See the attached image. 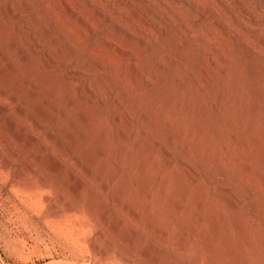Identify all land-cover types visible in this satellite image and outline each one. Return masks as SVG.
I'll return each mask as SVG.
<instances>
[{
    "label": "rangeland",
    "instance_id": "rangeland-1",
    "mask_svg": "<svg viewBox=\"0 0 264 264\" xmlns=\"http://www.w3.org/2000/svg\"><path fill=\"white\" fill-rule=\"evenodd\" d=\"M30 1V10L13 16L8 8L14 0H0L7 16L0 23V264H264V0H183L174 30L152 47L132 39L124 53L125 33L107 42L114 21L88 34L80 15L66 11L61 0ZM122 9L124 16L128 9ZM37 12L41 20L27 27ZM240 17L249 23L235 27ZM182 22L195 38L179 47ZM53 23L59 26L39 44L33 33ZM58 36L60 44L77 40L78 46L71 61L62 56L51 64ZM24 41L31 56L19 55ZM135 52L142 59L133 77ZM163 54L167 66L146 85L143 79ZM88 59L100 63V71L83 72L74 85L68 73ZM98 75L97 89L89 90ZM104 91L109 96L101 101ZM183 151L195 174L180 164ZM222 168L241 194L239 216L220 186ZM67 204L78 207L52 216Z\"/></svg>",
    "mask_w": 264,
    "mask_h": 264
},
{
    "label": "bare ground",
    "instance_id": "bare-ground-1",
    "mask_svg": "<svg viewBox=\"0 0 264 264\" xmlns=\"http://www.w3.org/2000/svg\"><path fill=\"white\" fill-rule=\"evenodd\" d=\"M37 1V0H36ZM35 1V2H36ZM186 1H189V0H186ZM194 1H199V0H194ZM40 2V1H39ZM38 2V3H39ZM190 2V1H189ZM189 2H187L188 4H189ZM193 2V1H192ZM191 2V3H192ZM206 2V1H205ZM208 2V1H207ZM210 2H213V0L212 1H210ZM219 2H221V4H224V5H227L229 2L227 1V0H219ZM228 2V3H227ZM142 3L143 4H145L146 6V12H143V10H141V7L142 6H140V4L142 5ZM186 2H185V5H188ZM193 3H195V2H193ZM35 4V3H34ZM34 4H33V6H34ZM37 4V3H36ZM61 4L67 9L66 11H69V12H72V13H74V14H76V15H80V21H79V19H78V23H79V25H87L88 26V34H94L93 32L96 30V27H97V24L98 23H100V22H103L104 23V21L105 22H109L110 23V21H114L115 22V27H114V29L110 32L109 31V37H108V41L107 42H112L115 38H116V36L118 35V33H125V35H127L128 37H127V39H125L124 37H123V39H125L124 41H123V43H121L120 45H119V52L122 50V51H125V50H128V48H129V43H130V40H135V38L141 43V45H144V46H149V47H152L154 44H155V42H156V39L158 38V37H162V36H165V35H167L166 33L167 32H169V29H173L174 28V26H175V23H176V20H177V18H181V16H180V14L181 13H179V8L181 7V5H184L183 4V0H172V2L171 3H169V1H167V0H106V3H101V1H99V0H61ZM198 4V3H197ZM220 4V3H219ZM11 6H10V8H8L9 10V13L11 12V14L13 15V16H19V14L20 13H24V11H28V10H30L31 9V7H32V1H30V0H14V2L12 3V4H10ZM39 5V4H38ZM191 5V4H190ZM189 5V6H190ZM194 5V4H193ZM211 5V4H210ZM234 5V4H233ZM37 6V5H36ZM45 6H49V4L48 5H45ZM44 6V7H45ZM60 7L59 8H61V5H59ZM85 6H87V7H90L91 8V13H82V9H83V7H85ZM188 6V7H189ZM200 6V5H199ZM223 6V5H222ZM235 6V5H234ZM44 7L42 8V9H44ZM127 8L128 9V11H127V13L124 15V16H121V10H124V9H122V8ZM144 7V8H145ZM195 7H197V6H195ZM195 7H193V8H195ZM201 7V6H200ZM257 6H255L254 8H256ZM35 8V7H34ZM46 8V7H45ZM49 8H50V6H49ZM198 8V7H197ZM202 8V7H201ZM42 9H40V10H42ZM47 9V8H46ZM62 9H64V8H62ZM188 9V8H187ZM192 9V8H191ZM203 9H204V7H203ZM250 9H251V7H250ZM258 9V8H257ZM32 10H34V9H32ZM189 10V9H188ZM194 10V9H193ZM200 10V9H199ZM199 10H197V12L199 11ZM230 10V9H229ZM235 10V9H234ZM253 10H256V9H253ZM5 11V10H4ZM36 11V10H35ZM34 11V12H35ZM126 11V10H125ZM196 11V10H195ZM200 11H203V10H200ZM199 11V12H200ZM231 11V10H230ZM238 11V10H237ZM243 11V10H242ZM245 11V10H244ZM243 11V12H244ZM196 12V13H197ZM199 12H198V14H199ZM203 12H205V11H203ZM242 12V13H243ZM257 12V11H256ZM256 12H255V14H256ZM29 13V12H28ZM67 13V12H66ZM194 13V11L193 12H191V14H193ZM202 12H200V14H201ZM240 13H241V11H240ZM241 13V14H242ZM247 13H248V11H247ZM259 13V12H258ZM6 14V13H5ZM53 14V13H52ZM56 14V13H55ZM73 14V15H74ZM195 14V13H194ZM230 14V13H229ZM228 14V15H229ZM231 14H232V12H231ZM236 15H238L239 13L237 12V13H235ZM240 14V15H241ZM245 14H246V12H245ZM244 14V15H245ZM250 14H251V11H250ZM11 15V16H12ZM42 14L41 13H38L37 12V14H33L32 16H30V18L28 19V20H26L27 22H25L26 23V26L27 27H29V28H31L32 26H34V25H36V24H38V22H39V19H40V16H41ZM70 15V14H69ZM75 15V16H76ZM225 15V14H224ZM246 15H249V14H246ZM252 15V14H251ZM12 16V17H13ZM72 16V15H71ZM193 16V15H192ZM200 16V18H198L197 16H195L196 18H195V21H199V20H202L203 18H204V16H205V13L204 14H202V15H199ZM232 16H235L234 14H232ZM256 17L258 16V15H255ZM260 16V15H259ZM7 17V16H6ZM6 17L4 16V14H3V9H2V11H0V23L1 22H4V24H5V22H6ZM12 17H10V18H12ZM29 17V16H28ZM51 17V16H50ZM54 17V16H53ZM206 17V16H205ZM236 17V16H235ZM251 17V16H250ZM55 18V17H54ZM71 18H73V17H71ZM76 18V17H75ZM93 18H97L96 19V22L94 23V22H92V19ZM153 18V19H152ZM179 18V19H180ZM220 18H222V16L220 17ZM239 18V17H238ZM242 18H243V16H242ZM253 19H255L254 17H252ZM251 18V19H252ZM182 19H184V17H182ZM258 19H259V17H258ZM263 19V18H262ZM41 20V19H40ZM45 21H46V19H44ZM52 20V19H51ZM242 20L243 19H241V17H240V19H238L236 22H235V27L237 26H239V25H241V24H244L243 22H242ZM264 20V19H263ZM10 21V20H9ZM53 21H55V20H53ZM195 21H193V25H195ZM222 21V20H221ZM247 20L245 19V21L244 22H246ZM253 22H254V20H252ZM250 22L251 24L253 23V22ZM257 21V20H256ZM8 22V21H7ZM56 22V21H55ZM135 22V23H134ZM183 22H185V21H183ZM182 22V26H181V28L180 29H178L179 31H178V41H177V43H178V45H179V47H180V45H183V44H188V42H190V40L192 39V33L194 32H190V30H189V26H188V24H186V23H183ZM223 22H224V20H223ZM261 22V21H260ZM263 22V21H262ZM181 23V22H180ZM196 23H199V22H196ZM247 23H249V22H246V24ZM49 24H50V22H49ZM46 25L45 24V26H40V28L37 30V31H35L34 33H33V36L35 37V40H37V42L39 43V44H42V43H44L45 41H46V39L48 38V36L50 35V33H51V31L52 30H54L53 29V27L55 28V25H58L59 26V24L57 23H53V25ZM234 24V23H233ZM246 24H244V25H246ZM254 24V23H253ZM40 25V24H39ZM63 25V24H62ZM219 25H220V21H218V22H216V24H214L213 26H215V28H217L218 29V27H219ZM223 25V24H222ZM221 25V26H222ZM250 25V24H249ZM255 25V24H254ZM257 25V24H256ZM261 25H263V23L261 24ZM260 25V26H261ZM25 26V25H24ZM67 26V25H66ZM86 26V27H87ZM99 26V25H98ZM196 26V25H195ZM212 26V27H213ZM221 26H220V28H221ZM224 26V25H223ZM223 26H222V28H223ZM251 26V25H250ZM79 27V26H78ZM82 27V26H81ZM197 27V26H196ZM262 27V26H261ZM63 28V27H62ZM65 29H66V27H64ZM77 28V27H76ZM113 28V27H112ZM179 28V27H178ZM240 28V27H239ZM245 28H247L246 26H245ZM249 28V27H248ZM247 28V29H248ZM81 29V28H80ZM151 29L153 30V33L156 35V37H152L153 35H151V33H150V31H151ZM175 29H177V28H175ZM190 29H193L192 27L190 28ZM246 29V30H247ZM111 30V29H110ZM174 30V29H173ZM197 30V29H196ZM195 30V31H196ZM212 30V29H211ZM221 30V29H220ZM249 30V29H248ZM247 30V31H248ZM85 31V30H84ZM215 31V30H214ZM218 31V30H217ZM222 31V30H221ZM221 31H219V32H221ZM229 31V30H228ZM258 31H262L261 29H259ZM170 32H171V30H170ZM223 32V31H222ZM245 32V31H244ZM263 32V31H262ZM261 32V33H262ZM67 33H69V32H67ZM73 33V32H72ZM174 33V32H173ZM198 33V32H197ZM213 33V32H212ZM225 33V32H224ZM228 33V32H227ZM264 33V32H263ZM61 34V33H60ZM63 34V33H62ZM194 34H195V32H194ZM193 34V35H194ZM221 34V33H220ZM229 34V33H228ZM228 34H226V35H228ZM67 35H69V34H67ZM177 35V34H176ZM176 35H174V37L176 36ZM197 35V34H196ZM195 35V36H196ZM199 35V34H198ZM222 35H224V34H222ZM225 35V36H226ZM51 36V35H50ZM66 36V35H65ZM88 36V35H87ZM123 36V35H122ZM122 36H121V38H122ZM248 36V35H247ZM262 36V35H261ZM260 36V38L262 39V37ZM197 37V36H196ZM207 37V36H206ZM244 37H245V34H244ZM250 37V36H249ZM248 37V38H249ZM253 38L255 37V36H252ZM263 37H264V34H263ZM66 38V37H65ZM165 38V37H164ZM195 38V37H194ZM194 38L192 39V40H194ZM198 38V37H197ZM196 38V39H197ZM208 38V37H207ZM225 37H223V39H224ZM227 38V37H226ZM247 37H245L244 39H246ZM251 38V37H250ZM250 38H249V40H250ZM253 38H251V39H253ZM258 37H256L255 39H257ZM176 39H177V37H176ZM209 39V38H208ZM22 40V39H21ZM61 40H63L62 39V36L61 37H59L58 36V38H56L55 37V39L53 40V43L51 44V45H53V47H51L52 48V50L50 51V55L48 56V58H49V60L50 61H48V62H50L51 64H53L54 62H56V60H58L59 58H61L62 56H64V59H65V57L67 58V60H70L71 58H72V54H74L73 53V51H74V49L75 48H77V46H78V42H75V41H77V40H74V44L72 45L71 43H69V42H67V43H64V44H60V42H62ZM136 40V41H137ZM205 40H206V38H205ZM225 40V39H224ZM18 41H20V40H18ZM17 41V42H18ZM64 41H66V40H64ZM63 41V42H64ZM104 41L106 42V40L104 39ZM118 41V40H117ZM196 41V40H195ZM210 41V40H209ZM260 41V40H259ZM26 41H24L23 42V44L21 45L20 44V46H21V53L22 54H19V55H22V56H31V54L33 53V50H31L30 48H28V46H26L24 43H25ZM82 42V41H81ZM193 42V41H192ZM192 42H190L191 44H192ZM253 40L251 41L250 40V45L252 46L253 45ZM256 42V41H255ZM20 43V42H19ZM72 43H73V41H72ZM120 43V42H119ZM133 43V42H132ZM176 43V42H175ZM197 43V42H196ZM104 44V43H103ZM102 44V45H103ZM105 44H107V43H105ZM115 44H117L116 42H115ZM260 44V47H261V49L263 50V52H264V40L262 39V41L259 43ZM81 45V44H80ZM138 45V44H137ZM19 46V47H20ZM108 46V45H107ZM177 46V45H176ZM191 46V45H190ZM247 46V45H246ZM39 47V46H38ZM117 47H118V44H117ZM138 47V46H137ZM140 47V46H139ZM33 48V47H32ZM147 48V47H146ZM214 48V47H213ZM19 49V48H18ZM104 49V48H103ZM106 49V48H105ZM131 49V48H130ZM179 49V48H178ZM215 49L216 48H214V51L213 52H215ZM50 50V49H49ZM79 50V49H78ZM144 50V49H143ZM19 51V52H20ZM36 51H38V50H36ZM121 51V52H122ZM252 51V50H251ZM259 51H261V50H259ZM18 52V53H19ZM48 52V51H47ZM141 52V51H140ZM122 53H124V52H122ZM126 53V52H125ZM136 53V52H135ZM262 53V52H261ZM36 54V53H35ZM48 54V53H47ZM164 55V54H163ZM264 55V54H263ZM21 57V56H20ZM211 57V56H210ZM23 58V57H22ZM25 58V57H24ZM30 58V57H29ZM32 58V57H31ZM63 58V57H62ZM140 58L142 59V57H141V55L138 53H136V55L135 56H133V58H132V61H131V69H130V73L131 74H133V77L134 76H136V75H138V69H140ZM214 58V57H213ZM213 58L211 59V60H213ZM263 58V57H262ZM17 59V58H16ZM28 59V58H27ZM44 59V58H43ZM221 59H223V57L221 58ZM18 60H19V58H18ZM23 60H25V59H23ZM224 60V59H223ZM22 61V60H21ZM21 61H20V63H21ZM41 61H43V60H41ZM40 61V62H41ZM46 61V60H45ZM71 61V60H70ZM98 61V60H97ZM222 61V60H221ZM16 62V61H15ZM17 62H19V61H17ZM47 62V63H48ZM130 62V61H129ZM23 63V62H22ZM47 63H43L42 65H43V67L44 68H46V67H48L49 68V64H47ZM66 63V62H65ZM55 64V63H54ZM99 64L100 63H97V62H93V59H92V61H90L89 59H88V61H83V62H81V63H79L76 67L75 66H73V67H75L73 70H71V72L70 73H68L69 74V79H72L73 80V82L75 83L74 85H77V80H78V77L79 76H82V73L84 72V73H86V72H88V71H95V70H98V71H100V66H99ZM102 64V63H101ZM20 65V64H19ZM18 65V66H19ZM164 65H166V57H165V55L164 56H161V57H159V59L157 60V63H156V68L151 72V73H149L150 75L147 77V80H145V79H143V81L145 82V84L146 85H148V86H150V83H152V81H153V79L155 78V76H156V74L158 73V70L160 69V68H162ZM52 66V65H51ZM167 66V65H166ZM129 67V66H128ZM41 68V67H40ZM42 69V68H41ZM129 71V70H128ZM127 71V72H128ZM138 77V76H137ZM80 80V79H79ZM99 81H100V77H99V75L97 76V77H95V78H93V80L88 84L89 85V90H93V89H97V87H98V84H99ZM72 82V81H71ZM80 82V81H79ZM143 83V82H142ZM144 84V83H143ZM200 84V83H199ZM128 85V84H127ZM145 85V86H146ZM201 85V84H200ZM124 87H126V86H124ZM199 87V86H198ZM146 88V87H145ZM148 88H150V87H148ZM201 88V87H200ZM87 89V88H86ZM125 89H127V87L125 88ZM202 90V89H201ZM94 91V90H93ZM126 91V90H125ZM89 92V91H88ZM95 92V91H94ZM109 92V91H108ZM111 92V91H110ZM127 92H129V91H127ZM75 94H77V93H75ZM106 94H107V92H105L104 91V94L101 96V101H103V100H105V97H106ZM109 94V93H108ZM107 94V95H108ZM78 95H79V92H78ZM77 95V96H78ZM74 96V95H73ZM72 96V97H73ZM76 96V95H75ZM76 96V97H77ZM109 96V95H108ZM71 97V98H72ZM107 98V97H106ZM77 99H79L78 97H77ZM73 100H74V97H73ZM136 101V100H135ZM134 101V102H135ZM71 102V101H70ZM137 102V101H136ZM132 104V103H131ZM135 105L137 104V103H134ZM133 104V105H134ZM133 105H132V107H133ZM129 107V106H128ZM127 107V108H128ZM130 108V107H129ZM135 108V107H134ZM130 109H132V108H130ZM131 111V110H130ZM129 111V113H128V119L130 120L131 119V112ZM145 111V110H144ZM127 112H128V110H127ZM43 113V112H42ZM80 113V112H79ZM84 113V112H83ZM82 113V114H83ZM133 114H134V112H132ZM145 113H147V112H145ZM85 114V113H84ZM83 114V115H84ZM142 115H143V113H141ZM140 114V115H141ZM76 117H78L77 115H75ZM144 116V115H143ZM147 117V116H146ZM84 118V116H81V114H80V116L77 118L78 120L77 121H80L81 122V119H83ZM141 118H142V116H141ZM74 119V118H73ZM134 119V118H133ZM147 119V118H146ZM72 120V119H71ZM145 120V119H144ZM73 121V120H72ZM75 121H76V119H75ZM79 122V123H80ZM144 122V121H143ZM147 123V122H146ZM77 124V123H76ZM73 125V124H72ZM144 125V124H143ZM76 126V125H75ZM144 126H146V125H144ZM39 127V126H38ZM38 127H37V129H38ZM37 129H36V131H37ZM39 131V130H38ZM70 131V130H69ZM77 131V130H76ZM74 132V131H73ZM78 133V132H77ZM68 134V133H67ZM75 134V133H74ZM36 135V134H35ZM77 137H78V134L76 135ZM76 136H75V138H76ZM35 137V136H34ZM68 137V136H67ZM72 137H73V135H71L70 134V136H69V138H71L72 139ZM74 138V139H75ZM157 139V138H156ZM69 140V139H68ZM73 140V139H72ZM69 141H71V140H69ZM43 142V141H42ZM73 142H74V140H73ZM43 145H44V143H43ZM46 146V145H45ZM62 146H63V144H62ZM13 147V146H12ZM62 148V147H61ZM13 149V148H12ZM64 151H65V149H64ZM63 151V152H64ZM62 152V149H61V153H63ZM99 152V151H98ZM171 152H172V141H171V137L170 136H167V138H166V141H165V147H164V153H165V155H166V157H167V160H168V162H170V160H171ZM52 156V155H51ZM63 157V156H62ZM62 157L60 158V160H58V163H59V165H62L63 164V161H62ZM54 158V157H53ZM263 159H264V156H263ZM78 158L77 159H75V163H78ZM180 164L181 165H185V166H187L188 167V169L190 170V172H192V173H196L195 172V169H194V167H193V165L191 164V163H189V161H188V159H187V156H186V152L185 151H183L182 153H181V155H180ZM73 163V162H72ZM33 165V164H32ZM75 166H77V165H74V163H73V165L71 166L72 168H70V169H72V170H70L71 171V174H74V172H75ZM29 167V166H28ZM27 167V168H28ZM29 169V168H28ZM220 170H222L221 172H219L220 174H218V175H220V179H219V182H220V186H221V188L223 189V191H225V192H228L229 194H230V196H231V206H232V209L234 210V212L236 213V214H238V216H239V214H240V209H241V207H240V203H241V205H242V202H241V200H242V198H241V194H240V192L237 190V189H234V188H232L231 186H230V184H228V182H227V179H226V176H225V174H224V169L222 168V169H220ZM209 174H210V172H209ZM212 174V173H211ZM210 174V175H211ZM70 175V174H69ZM49 178V177H48ZM47 177H43V179H42V185L44 186V187H49L50 186V180L48 179ZM82 182H83V179L82 178H80L79 180H78V182H77V187L78 186H80L81 184H82ZM76 188V187H75ZM250 189H248V191H249ZM251 192V194H252V192L253 191H250ZM248 194H249V192H248ZM253 195V194H252ZM63 198V197H62ZM250 198L252 199V197H251V195H250ZM72 203V202H71ZM179 205V204H178ZM78 207V206H77ZM76 205L75 204H67V206H66V208L64 209V210H60V209H53V212H52V216H60V215H62L64 212H66V211H70V210H76ZM114 209V208H113ZM119 220H120V218H119ZM116 221H118V219L116 220ZM121 221V220H120ZM120 223V222H119ZM236 225H237V228L239 229V230H241V228H242V226H241V223H240V220H239V218L237 219V221H236ZM115 226H116V224H115ZM111 245V244H110ZM110 248V247H109ZM121 256V255H120ZM122 259L124 260V261H126V262H130V260H131V257L129 256V255H125V254H122Z\"/></svg>",
    "mask_w": 264,
    "mask_h": 264
}]
</instances>
